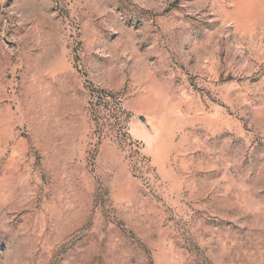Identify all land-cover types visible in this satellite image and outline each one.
I'll list each match as a JSON object with an SVG mask.
<instances>
[{"label": "rangeland", "instance_id": "374dc122", "mask_svg": "<svg viewBox=\"0 0 264 264\" xmlns=\"http://www.w3.org/2000/svg\"><path fill=\"white\" fill-rule=\"evenodd\" d=\"M0 264H264V0H0Z\"/></svg>", "mask_w": 264, "mask_h": 264}]
</instances>
